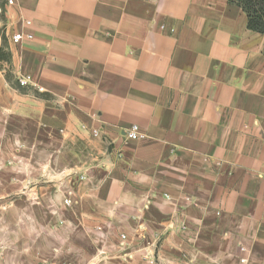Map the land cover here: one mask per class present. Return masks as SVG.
Segmentation results:
<instances>
[{"label":"crops","instance_id":"obj_1","mask_svg":"<svg viewBox=\"0 0 264 264\" xmlns=\"http://www.w3.org/2000/svg\"><path fill=\"white\" fill-rule=\"evenodd\" d=\"M8 1L0 264H264V35L243 10Z\"/></svg>","mask_w":264,"mask_h":264},{"label":"trees","instance_id":"obj_2","mask_svg":"<svg viewBox=\"0 0 264 264\" xmlns=\"http://www.w3.org/2000/svg\"><path fill=\"white\" fill-rule=\"evenodd\" d=\"M247 15L248 29L264 35V0H229Z\"/></svg>","mask_w":264,"mask_h":264},{"label":"built area","instance_id":"obj_3","mask_svg":"<svg viewBox=\"0 0 264 264\" xmlns=\"http://www.w3.org/2000/svg\"><path fill=\"white\" fill-rule=\"evenodd\" d=\"M13 3H14L13 0L8 1V5H13ZM3 12H4L3 8L0 7V13H3ZM26 24L30 25L31 23L29 21H27ZM162 28L165 29L166 26L163 25ZM174 31H175L174 29H171V33H173ZM25 38L32 39V35L31 34L26 35L24 33H17L15 35H13L12 41L14 44H19ZM18 82H19V85L21 87H28L31 85L35 86L31 76H21L18 79ZM94 135L98 136V133L95 132ZM143 137L144 136H143V134H141L140 129L137 125L131 126L127 132V139L131 140V141H136V140L143 138ZM82 179H84V177ZM262 180L264 181V170L262 171ZM63 204L69 206L72 204V200L69 199L68 197H66L63 199ZM241 262H244V260H241Z\"/></svg>","mask_w":264,"mask_h":264},{"label":"rangeland","instance_id":"obj_4","mask_svg":"<svg viewBox=\"0 0 264 264\" xmlns=\"http://www.w3.org/2000/svg\"><path fill=\"white\" fill-rule=\"evenodd\" d=\"M18 86L21 87L19 85V82H18ZM21 88H25V87H21ZM9 164L11 165V167L13 166V168H17L20 165V163L18 161H11ZM1 167H2V165H0V169H1ZM10 180H11V183L13 184V186L11 187L12 194L10 196V201L12 202V201L17 200L18 195H16V193H18V190H17L18 189V185L20 184V180H21V182H23V180L22 179H17V178H15V179L14 178H11ZM17 181L19 183H17ZM158 247H159V243H157L156 246H155L156 252L158 250Z\"/></svg>","mask_w":264,"mask_h":264}]
</instances>
